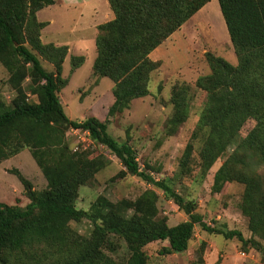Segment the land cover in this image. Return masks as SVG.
Returning a JSON list of instances; mask_svg holds the SVG:
<instances>
[{"label":"trees","instance_id":"trees-1","mask_svg":"<svg viewBox=\"0 0 264 264\" xmlns=\"http://www.w3.org/2000/svg\"><path fill=\"white\" fill-rule=\"evenodd\" d=\"M107 1L113 19L97 26L92 74L113 84V103L107 111L112 118L127 110L132 101L148 95L150 75L159 67L149 55L211 0ZM55 3L0 0V65L16 93L9 105L0 98V162L26 148L47 181L43 191L35 192L14 172L29 204L19 208L0 203V264H148L144 247L166 241L160 256L182 254L196 226L226 240L236 239L244 248L264 255V248L254 238L246 240L239 231L223 232L205 224L194 205L173 190L171 180L155 181L142 172L132 147L108 134V119L101 122L90 117L78 122L66 116L59 93L67 85L61 75L68 48L42 43L40 34L46 24L36 17ZM217 3L237 65L206 53L210 73L195 82L206 94V103L191 141L201 139V177L230 151L214 176L212 192L220 193L225 183L243 185L242 214L252 237L264 241V0ZM38 56L52 71L42 67ZM83 63L81 56L70 58L72 71ZM25 79L27 92L20 85ZM187 91L181 87L173 93L174 111L166 122L169 133L187 120ZM28 95L37 103H30ZM248 122L252 126L244 133ZM69 129L87 133L92 142L107 149L124 168L120 175L138 177L159 189L186 214L187 221L168 227L164 220H155L154 199L146 194L134 207L128 202H99L88 212L77 210L78 188L89 183L107 161L100 155L89 158L88 153H73L65 140ZM192 152L189 142L179 163V176L189 172ZM128 209H134L130 217ZM83 219L94 232L77 245L69 223ZM110 237L124 243L128 257L123 263L102 252L111 245Z\"/></svg>","mask_w":264,"mask_h":264},{"label":"rangeland","instance_id":"rangeland-1","mask_svg":"<svg viewBox=\"0 0 264 264\" xmlns=\"http://www.w3.org/2000/svg\"><path fill=\"white\" fill-rule=\"evenodd\" d=\"M99 3L102 2L96 3L98 7ZM106 8L107 13L101 11L94 16L97 23H88L93 7L82 13L80 21L77 19V10L65 13L52 8L42 9L43 12L36 14L38 21L46 24L40 34L42 43L68 48L61 75L67 85L59 93L66 116L78 122L90 117L101 122L108 119V134L118 142H126L132 147L142 172L155 181L171 180L173 190L194 205L195 212L201 215L208 226L223 232L239 231L246 240L254 238L264 248V241L252 237L248 220L242 214L243 185L237 182L225 183L220 193L212 192L214 176L230 151L217 159L201 177V139L191 141L206 103V94L195 87L199 77L210 73L206 53H212L232 66L237 65L233 48L229 47L230 39L217 0H213L207 10L200 11L197 17H192L191 22L199 20L192 34L187 36L180 28L159 46L161 49L157 55H149L150 59H157L159 67L150 75L148 95L132 101L127 110L112 118H108L107 111L113 103V84L109 79L97 78L92 74L96 58L97 26L113 19L108 3ZM78 56L83 57L84 63L72 71L70 58ZM38 59L46 71H52V66L44 58L38 56ZM8 78L9 74L0 65V98L6 105L16 98V93L7 84ZM20 85L27 92L28 79L20 82ZM181 87L188 88V117L174 133H169L166 122L174 111L171 98ZM28 101L37 103V99L31 95H28ZM251 126V122L246 123L243 132ZM65 136L73 153H88L89 158L100 155L107 161L89 183L78 188L74 204L77 210L88 212L99 202L112 205L128 202L134 207L135 202L146 194L154 199L155 220H164L168 227L187 221L186 214L166 199L159 189L138 177L120 175L124 171L120 162L107 149L92 142L87 133L69 129ZM189 142L193 143L190 169L179 176V163ZM14 172L27 180L35 192L43 191L47 181L26 148L0 162V203L24 208L29 200ZM133 210H127V217L134 213ZM69 228L77 245L90 239L94 232L93 226L86 219L70 222ZM109 239L111 245L103 248L102 252L114 262L123 263L128 257L124 243L116 237ZM167 245L165 241L144 247L148 264H264L262 253L249 246L244 248L236 239L226 240L221 235L209 234L199 226L195 227L184 253L160 256L159 251Z\"/></svg>","mask_w":264,"mask_h":264},{"label":"crops","instance_id":"crops-1","mask_svg":"<svg viewBox=\"0 0 264 264\" xmlns=\"http://www.w3.org/2000/svg\"><path fill=\"white\" fill-rule=\"evenodd\" d=\"M55 4L52 6H49L47 8H44V10H51L52 8H57L58 11H62L65 13H69L71 12V10H77L78 11V16L77 19L80 21V19H82L83 17V12H85L86 10H88V8L93 7L92 12H90L91 15V20H89L88 23H95L96 21L93 19L94 16H97L101 11L104 12L107 6L108 1L107 0H55ZM97 2H102L99 3L100 6H97ZM213 2V0H211V2H209L207 5H205L201 10H199L193 17H197L200 13V11H202L203 9H208L209 5ZM219 8V7H218ZM206 9V10H207ZM42 10L40 11L43 12ZM105 13H107L105 11ZM39 14V13H37ZM192 19V18H191ZM189 19L182 27L181 30H184V34H186L187 36H189L190 34H192L194 27L197 26V22H199V20H197L196 22H191L192 20ZM73 20V19H72ZM71 20V21H72ZM97 23V22H96ZM229 37V36H228ZM80 41V40H79ZM67 45V44H66ZM229 47H232L231 42L229 44ZM228 46V45H227ZM161 48H157L155 49L152 54L157 55L158 51ZM151 54V55H152ZM152 60V59H151ZM152 61H157V59H153Z\"/></svg>","mask_w":264,"mask_h":264}]
</instances>
